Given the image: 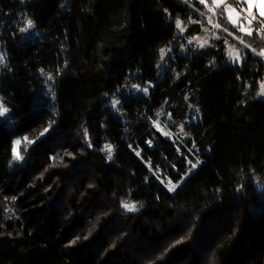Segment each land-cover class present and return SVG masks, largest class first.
Wrapping results in <instances>:
<instances>
[{"label": "trees", "instance_id": "16d2710c", "mask_svg": "<svg viewBox=\"0 0 264 264\" xmlns=\"http://www.w3.org/2000/svg\"><path fill=\"white\" fill-rule=\"evenodd\" d=\"M206 6L0 0V98L16 121L0 123V264H264V39L218 8V37L182 48ZM185 157L201 163L188 172Z\"/></svg>", "mask_w": 264, "mask_h": 264}, {"label": "snow or ice", "instance_id": "6c2138e0", "mask_svg": "<svg viewBox=\"0 0 264 264\" xmlns=\"http://www.w3.org/2000/svg\"><path fill=\"white\" fill-rule=\"evenodd\" d=\"M245 2L248 4V5H253V4H259V17L261 20H264V0H245ZM185 3H188V0H185ZM199 3L200 4H207V0H199ZM212 3L213 4H216V5H222L225 3V0H212ZM166 11V10H165ZM221 15H223V9H221ZM181 21L179 19L175 20V27L177 29H181ZM249 24H251V21H248ZM33 27V21L32 20H28L27 23H26V27H22L19 29L20 32H25L27 31L28 29H31ZM217 27H219V25H217ZM261 28H264V24H261L260 20L257 21V29H256V32L258 33L260 31ZM227 30V29H225ZM240 31H243L246 33V35L248 36H252L254 33L253 31H250L248 29H245L244 27H240L239 29ZM182 31V29H181ZM39 34V33H37ZM243 42V41H241ZM189 44L192 43V41L190 40L188 42ZM207 43V41H204V42H200L198 43L197 45H195L196 47H204V44ZM171 51V50H169ZM251 52L253 53H256V49L252 48L250 49ZM160 52L161 54H163L165 52V49H160ZM257 55L261 56V57H264V49H261ZM229 58L231 60L232 63L234 64H237V66H239L241 60L243 59V57H241L239 54H237L235 57L231 56V54H229ZM5 63V54L4 53H0V65H3ZM41 73L44 72V69H40ZM47 79L51 80V76L47 77ZM137 88L138 91L144 93V94H148L149 92V89L147 87H144V88H140L138 85L135 86ZM47 95L49 97L50 100L52 101H55V93L52 91L51 87L49 89H47ZM257 95H264V86H261V89L259 92H257ZM111 103V106L116 109L117 112H119V108H117V105L120 104V101L119 100H111L110 101ZM52 111H53V114L56 115L57 113L55 112V108L53 107L52 108ZM198 111V110H197ZM9 108L7 106H5L2 98H0V123L4 122V121H7L9 124H15L16 121L14 120V118L9 115ZM55 123V120H52L50 122V124H54ZM154 126H156V122L154 121L153 122ZM183 127V125L181 126ZM51 128H45L44 132L41 133V136H45L46 134H48L50 132ZM85 137H86V143H87V146L89 148L92 147L90 141L87 140V129H85ZM28 141V136H24L21 139H17L13 142V147H12V152H13V161H19V160H22L23 157L20 155V152L17 151V148L15 146H19L21 145L22 142H27ZM32 143H35V141H32ZM148 144L149 147L152 146V141L151 140H148L146 142ZM112 145H105L104 148L108 151V155H107V160L108 161H111L113 159V155H112ZM131 147V145L129 146ZM26 150V149H25ZM135 151V150H134ZM135 155L137 157H139L141 154L139 151H136L135 152ZM51 159H54V157H52ZM185 159L187 160V157H185ZM201 163V161L199 160H196V162L194 163L192 160H187V164L190 165V168L188 169V172H191L192 170L196 169L197 166ZM149 170L151 171V165H149ZM155 175V174H154ZM156 179L160 180V183L161 184H164V180L160 179L159 176H155ZM181 179H183V177H181ZM145 181L147 182V178H145ZM170 183V182H169ZM165 187H168V185H165ZM176 190V186H172V187H168V191L169 192H174ZM123 210H125L126 212H129V213H135L137 211H139V209L136 207V203L133 202V203H128L126 200H121L120 202V205H119ZM72 243H75V241H72Z\"/></svg>", "mask_w": 264, "mask_h": 264}, {"label": "rangeland", "instance_id": "374dc122", "mask_svg": "<svg viewBox=\"0 0 264 264\" xmlns=\"http://www.w3.org/2000/svg\"><path fill=\"white\" fill-rule=\"evenodd\" d=\"M208 4V1H207ZM207 4H202L203 6H206ZM207 7L208 15H207V23L204 24L202 32L198 34H194L192 36L186 37V26L183 24V20L179 19L181 23V29H178V34L180 36L186 37L185 40H182L181 46L182 48L186 46H195L200 42L207 41V43L204 44L207 45L211 39L218 37L219 33L222 32L223 26L218 22L217 17V11L218 8L223 9V17H226L228 21H230L232 24L239 25L240 27H244L245 29H248L252 31V25L255 24L257 25V21L260 20L261 24H264V20H261L259 17V4H253V5H248L245 0H225V3L222 5H216L213 3H209ZM219 14L221 15V11H219ZM214 15V16H212ZM248 21H251V24L248 23ZM219 25V27H217ZM245 33V32H244ZM192 41L191 44H189V41ZM196 47V46H195ZM173 51L172 47H167L165 48V52L161 54V57L163 59L161 68H165L167 63H166V56L169 54V52ZM0 53H4L2 46L0 45ZM229 54L231 56L235 57L237 54H239L241 57H244L243 54L241 53L240 49L232 45L231 43L227 44V60L229 63H232ZM243 60V59H242ZM242 60L240 64H242ZM234 64V63H233ZM4 65V64H3ZM3 65H0V71L3 67ZM261 86H264V81L260 83V89ZM259 89V91H260ZM259 98L264 99V95H259ZM162 133L171 138L173 137L172 133L168 129H161ZM128 203H132L129 198H124Z\"/></svg>", "mask_w": 264, "mask_h": 264}, {"label": "built area", "instance_id": "2783aa9c", "mask_svg": "<svg viewBox=\"0 0 264 264\" xmlns=\"http://www.w3.org/2000/svg\"><path fill=\"white\" fill-rule=\"evenodd\" d=\"M260 33H261V35H262V37H263V39H264V28H261V29H260ZM157 129H159V127H157Z\"/></svg>", "mask_w": 264, "mask_h": 264}]
</instances>
